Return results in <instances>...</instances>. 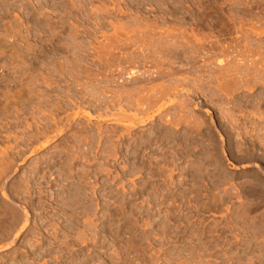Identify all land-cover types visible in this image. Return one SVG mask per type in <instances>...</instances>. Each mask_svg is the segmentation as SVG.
<instances>
[{"label": "rangeland", "instance_id": "obj_1", "mask_svg": "<svg viewBox=\"0 0 264 264\" xmlns=\"http://www.w3.org/2000/svg\"><path fill=\"white\" fill-rule=\"evenodd\" d=\"M263 79L264 0H0V264H264Z\"/></svg>", "mask_w": 264, "mask_h": 264}, {"label": "bare ground", "instance_id": "obj_2", "mask_svg": "<svg viewBox=\"0 0 264 264\" xmlns=\"http://www.w3.org/2000/svg\"><path fill=\"white\" fill-rule=\"evenodd\" d=\"M226 2H227V1H226ZM253 7H254V6H253ZM250 8H251V7H250ZM212 9H213V8H212ZM211 12H212V11H211ZM208 14H210V13H208ZM209 18H210V17H209ZM240 23H241V22H240ZM241 24H242V23H241ZM204 25H205V24H204ZM241 28H242V27H241ZM241 28L239 29V31L241 30ZM242 33H243V32H242ZM154 35H155V34H154ZM170 35H171V34H170ZM171 36H172V35H171ZM174 36H175V35H174ZM180 36H181V35H180ZM246 36H248V35H246ZM168 37H169V36H168ZM178 37H179V36H178ZM178 37H176V38H178ZM182 37H183V36H182ZM146 38H147V37H146ZM174 38H175V37H174ZM180 38H181V37H179V39H180ZM184 38H185V40L189 41L188 39H186L187 37L184 36ZM166 39H167V38H166ZM169 39H170V38H169ZM193 39L195 40L196 38H193ZM203 39H204V38H203ZM173 40H174V39H173ZM183 40H184V39H183ZM149 41H150V40H149ZM177 41H178V40H177ZM210 41H211V40H210ZM190 42H192V41H189V42L187 43V45H189ZM215 42H216V41H215ZM246 42H247V41H246ZM162 43H163V42H162ZM210 43H211V42H210ZM227 45H228V44H227ZM165 46H166V45H165ZM225 46H226V45H225ZM193 47H194V46H193ZM213 50H214V49H213ZM220 50H221V49H220ZM227 52H228V51H227ZM250 52H251V51H250ZM241 54H242V53H241ZM246 56H247V55H246ZM229 58H231V57H229ZM234 58H235V57H234ZM237 58H238V57H237ZM239 59H240V58H239ZM239 59H237V60H239ZM245 59H246V58H245ZM241 61H242V60H241ZM252 68H253V67H252ZM252 72H253V71H252ZM219 74H220V73H219ZM225 74H226V73H225ZM242 74H243V73H242ZM225 76H226V75H225ZM253 77H254V75H253ZM218 78H219V77H218ZM228 79H229V78H228ZM226 81H227V80H226ZM263 81H264V79H263ZM226 83H227V82H225V84H226ZM149 84H150V83H149ZM155 84H156V83H155ZM223 84H224V83H223ZM225 84H224V85H225ZM224 85H223V88H221L222 90L220 89L221 91H223V90L225 89V88H224ZM150 86H151V85H150ZM156 86H157V85H156ZM156 86H155V87H156ZM229 86H230V84H229ZM145 87H146V86H145ZM155 87H154V88H155ZM164 87H165V86H164ZM220 87H221V85L218 86V89H219ZM139 88H140V87H139ZM143 88H144V87H143ZM148 88H150V87H148ZM152 88H153V87H152ZM156 88H157V87H156ZM165 88H166V87H165ZM177 88H178V87H177ZM177 88H176V89H177ZM140 89H141V88H140ZM170 89H171V88H170ZM172 89H173V88H172ZM172 89H171V90H172ZM156 90H157V89H156ZM161 90H162V89H161ZM161 90L158 89L159 92H161ZM184 90H185V89H184ZM133 91H134V90H133ZM135 91H137V90H135ZM138 91H139V90H138ZM162 91H166V89H163ZM153 92H155V91L153 90ZM128 93H129V92H128ZM128 93H127V94H128ZM131 93H132V91H131ZM131 93H130V95H131ZM151 93H152V92H151ZM156 93H157V92H156ZM166 93H167V91H166ZM182 93H183V92H182ZM186 93H187V92H186ZM143 94H144V93H143ZM154 94H155V93H154ZM161 94H162V93H159V95H161ZM163 94H165V92H164ZM121 95H122V94H121ZM128 95H129V94H128ZM130 95H129V96H130ZM141 95H142V94H141ZM149 95H150V94H149ZM155 95H156V94H155ZM165 95H166V94H165ZM132 96L136 97L134 93L132 94ZM132 96H131V97H132ZM147 96H148V95H147ZM147 96H146V97H147ZM153 96H154V95H153ZM163 96H164V95H163ZM163 96L161 95V96H158V97H161V98H159V99L162 100V99H163V98H162ZM167 96H168V95H167ZM120 97H121V96H120ZM144 98H145V97H144ZM152 98H153V97H152ZM152 98H151V99L149 98V99H150V100H153ZM156 98H157V96L154 97V99L156 100V101H155V100H154V101H155V102L159 101V99H158V98L156 99ZM131 99H132V98H131ZM174 99H175V98H174ZM174 99H172V101H173ZM129 100H130V99H129ZM129 100H128V102L131 101V100H130V101H129ZM132 100H133V99H132ZM139 100H140V99H137V100H136V101H138L137 103H139V102L141 101V100H140V101H139ZM150 100H148L147 102H149ZM181 101H182V100H181ZM187 101H188V100H187ZM134 102H135V101H134ZM150 102H151V101H150ZM150 102H149V103H150ZM155 102H154V104H155ZM173 102H174V101H173ZM173 102H171V104H172ZM175 102H176V99H175ZM188 102H189V104H190V100H189ZM132 103H133V101H131V104H132ZM149 103H148V104H149ZM151 103H152V102H151ZM151 103H150V104H151ZM159 103H160V101H159ZM177 103H178V101H177ZM182 103H183V102H180V104H182ZM185 103H186V102H185ZM115 104H117V103H115ZM134 104H135V103H134ZM134 104H132V105H134ZM142 104H144V103H142ZM152 104H153V103H152ZM180 104H179V105H180ZM187 104H188V103H187ZM194 104H195V103H194ZM117 105H119V104H117ZM138 106H143V105L138 104ZM185 106H187V105H185ZM182 107H183V104H182ZM182 107H181V108H182ZM120 108H121V107H120ZM186 108H187V107H186ZM121 109H123V108H121ZM136 109H137V108H136ZM177 109H178V108H177ZM187 109H188V108H187ZM192 109H193V108H192ZM182 110H183V109H182ZM184 110H186V109H184ZM122 111H123V110H122ZM149 111H150V110H149ZM180 112H181V110H180ZM188 112H189V111H188ZM182 113H183V111H182ZM190 113H191V112H190ZM161 114H162V113H161ZM189 116H190V115H189ZM174 117H175V116H174ZM178 117H179V116H178ZM176 118H177V117H176ZM179 118H180V121H181V118H182V117L180 116ZM183 118H184V117H183ZM185 118H186V117H185ZM187 118L189 119V118H191V117H188V116H187ZM164 119H165V118H164ZM138 120H139V119H138ZM147 120H148V119H147ZM147 120H146V121H147ZM177 120L179 121L178 118H177ZM191 120H193V119H191ZM195 120H196V119H195ZM165 121H166V120H165ZM169 121L171 122L170 119H169ZM137 122H138V121H137ZM148 122H149V121H148ZM187 122H188V120H187ZM194 122H195V121H194ZM171 123H172V122H171ZM190 123H191V122H190ZM175 124H176V123H175ZM142 125H143V123H142ZM186 125H187V124H186ZM141 127H142V126H141ZM175 130H177V128H176ZM145 133H146V132H145ZM150 133H151V132H150ZM153 133H154V132H153ZM142 135H145V134H142ZM145 136H146V135H145ZM145 136H143V137H145ZM147 138H148V137H147ZM139 139H140V138H139ZM144 140H145V139H144ZM149 140H150V139H149ZM139 141H140V140H139ZM139 141H138V142H139ZM142 141H143V140H142ZM145 141H147V140H145ZM143 142H144V141H143ZM150 142H151V141H150ZM146 144L148 145V143H146ZM150 144H151V143H150ZM150 144H149V145H150ZM142 145H143V144H142ZM4 152H5V151H4ZM5 153H6V152H5ZM5 159H6V158H5ZM4 162H5V160H4ZM6 163H7V162H6ZM9 163H10V162H9ZM4 167H6V166H4ZM34 168H35V167H34ZM32 171H33V170H32ZM6 172H7V171H6ZM76 194H77V193H76ZM71 197H72V196H71ZM73 197H74V196H73ZM76 197H77V196H76ZM3 198H4V197H3ZM71 199H72V198H71ZM73 199H75V197H74ZM77 199H78V198H76V200H77ZM77 202H78V201H77ZM79 202H80V201H79ZM79 204H80V203H79ZM69 205H70V204H69ZM74 205H75V204H74ZM68 207H69V206H68ZM73 207H74V206H73ZM74 208H75V207H74ZM67 209H68V208H67ZM72 209H73V208H72ZM74 210H75V209H74ZM76 211L78 212V210H76ZM23 212H24L23 214H25V216H26L25 219H28L29 214H30L29 211H28L26 208H23ZM72 212H73V210H72ZM79 212H81V211H79ZM77 214H78V213H77ZM1 215H2V214H1ZM10 216H11V215H10ZM2 217H3V216H2ZM25 219H24V220H25ZM16 220H17V219H16ZM10 221H11V220H10ZM15 222H16V221H15ZM27 222H28V221H27ZM9 223H10V222H9ZM7 224H8V223H7ZM17 224H18V223H17ZM17 224L15 223V225H16L15 227H16V228H17ZM73 225H74V224H73ZM18 226H19V225H18ZM20 226H21V225H20ZM20 226H19V227H20ZM52 226H53V225H52ZM10 227H12V226H9V228H10ZM13 229H15L14 226H13ZM17 229H18V228H17ZM24 230H25V227H20V230H18V233H17L14 237L12 236V237L14 238V240H13L12 242H10L8 245H6L5 247L0 248V252H2V251H4V250H8V249H10L11 247H13V246H14L15 239H17L18 236H19V234L22 233ZM72 230H73V227H72ZM12 231H13V230H12ZM15 231H16V229H15ZM65 232H66V231H65ZM11 233H13V232H11ZM13 234H15V232H14ZM55 234H56V233H55ZM8 235H9V234H8ZM11 235H12V234H11ZM11 235H10V236H11ZM52 235H53V234H52ZM57 239H58V238H57ZM59 257H60V256H59ZM59 257H57V258H59ZM57 258H56V259H57ZM52 259H53V258H52ZM62 259H63V258H61V260H62ZM65 259H66V258H65ZM65 259H63V260H65ZM74 259H75V258H74ZM0 260H1V259H0ZM57 260H59V259H57ZM67 260H68V259H67ZM71 260H72V263H73V259H71ZM71 260H70V261H71ZM83 260H85V259H83ZM2 261H3V260H2ZM45 261H46V260H45ZM45 261H44V262H45ZM50 261H51V263H52L53 260H49V263H50ZM59 261H60V260H59ZM54 262H55V261H54ZM68 262H69V261H68ZM76 262H77V261H76ZM83 262H85V261H83ZM46 263H47V262H46ZM55 263H56V262H55ZM61 263H62V262H60V264H61ZM56 264H57V263H56ZM66 264H67V262H66ZM69 264H70V263H69Z\"/></svg>", "mask_w": 264, "mask_h": 264}]
</instances>
